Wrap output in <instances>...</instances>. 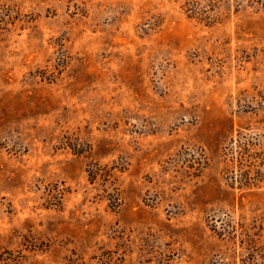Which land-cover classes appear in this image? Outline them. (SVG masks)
<instances>
[{
  "label": "rangeland",
  "instance_id": "rangeland-1",
  "mask_svg": "<svg viewBox=\"0 0 264 264\" xmlns=\"http://www.w3.org/2000/svg\"><path fill=\"white\" fill-rule=\"evenodd\" d=\"M0 264H264V0H0Z\"/></svg>",
  "mask_w": 264,
  "mask_h": 264
}]
</instances>
